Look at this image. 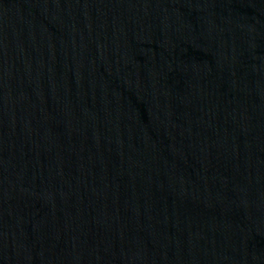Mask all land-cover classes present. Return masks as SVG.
I'll list each match as a JSON object with an SVG mask.
<instances>
[{
	"label": "water",
	"instance_id": "95a60500",
	"mask_svg": "<svg viewBox=\"0 0 264 264\" xmlns=\"http://www.w3.org/2000/svg\"><path fill=\"white\" fill-rule=\"evenodd\" d=\"M0 264H264V0H0Z\"/></svg>",
	"mask_w": 264,
	"mask_h": 264
}]
</instances>
